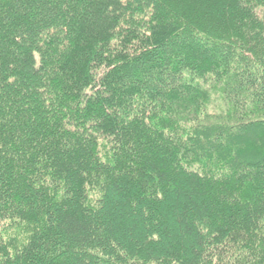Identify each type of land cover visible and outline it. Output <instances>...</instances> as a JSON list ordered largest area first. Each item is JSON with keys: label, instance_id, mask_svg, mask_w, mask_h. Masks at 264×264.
Returning a JSON list of instances; mask_svg holds the SVG:
<instances>
[{"label": "trees", "instance_id": "16d2710c", "mask_svg": "<svg viewBox=\"0 0 264 264\" xmlns=\"http://www.w3.org/2000/svg\"><path fill=\"white\" fill-rule=\"evenodd\" d=\"M0 264H264V0H0Z\"/></svg>", "mask_w": 264, "mask_h": 264}, {"label": "rangeland", "instance_id": "374dc122", "mask_svg": "<svg viewBox=\"0 0 264 264\" xmlns=\"http://www.w3.org/2000/svg\"><path fill=\"white\" fill-rule=\"evenodd\" d=\"M212 102L210 103L209 110L211 113H219L220 110L224 107L223 101L220 99V93H212L210 97Z\"/></svg>", "mask_w": 264, "mask_h": 264}]
</instances>
